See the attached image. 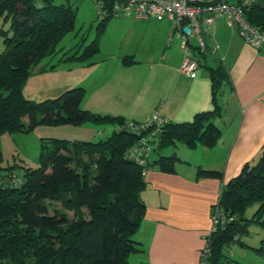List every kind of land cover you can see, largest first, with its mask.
Listing matches in <instances>:
<instances>
[{
    "label": "trees",
    "instance_id": "16d2710c",
    "mask_svg": "<svg viewBox=\"0 0 264 264\" xmlns=\"http://www.w3.org/2000/svg\"><path fill=\"white\" fill-rule=\"evenodd\" d=\"M102 1L104 18L94 37L87 41L83 35L72 49L61 52V62L92 64L105 27L114 18L110 12L116 0ZM258 1L263 6H257ZM35 2L0 0V16L9 23V29H0L4 44L0 52V135L29 133L41 125H113L114 129L96 142L49 139L41 144L37 167L24 166L22 174L1 166L0 151V264H127L128 257L139 251L133 236L145 213L140 198L146 185L143 171L154 164L162 172L173 173L178 157L160 155L167 147L215 145L221 135L215 119L223 113L221 94L230 84L228 72L220 59L205 64L208 49L195 52L198 64L208 71L212 108L195 114L189 122L167 121L155 135L156 161L140 165L126 157L139 135L125 128L127 122L120 117L82 109V87L39 102L24 98L22 89L34 68L62 51L58 44L76 24V10L71 6L53 0H42L41 6ZM257 2L244 11L245 17L264 30V0ZM122 61L127 65L132 59ZM13 173L23 179L18 187L9 183ZM198 174L221 177L212 170L199 169ZM52 201L57 207L50 214ZM253 205L252 216L245 217ZM215 209L222 218L208 236L207 261L228 264L226 249L239 242L249 224L264 230V148L255 162L244 164L222 186L212 213Z\"/></svg>",
    "mask_w": 264,
    "mask_h": 264
},
{
    "label": "crops",
    "instance_id": "0c3cea01",
    "mask_svg": "<svg viewBox=\"0 0 264 264\" xmlns=\"http://www.w3.org/2000/svg\"><path fill=\"white\" fill-rule=\"evenodd\" d=\"M171 32L172 21L167 18H112L92 64L61 62L60 48L56 60L43 59L34 68L23 96L39 102L82 87L80 107L93 113L143 123L158 110L168 122H189L212 108L210 80L206 67L199 64L192 76L178 72L181 37L169 39ZM205 40V64L220 59L230 79L221 94L223 113L215 119L221 135L211 148L198 144L193 149L185 145V150L176 145L169 155L178 157L173 173L154 164L145 172L146 185L140 192L145 213L133 236L139 251L128 257L127 264H197L222 186L244 164L255 162L264 148V41L254 48L220 17L207 29ZM124 57L132 62L123 64ZM113 129V125H41L32 132L46 141L96 142ZM154 155L149 157L151 164L158 156ZM199 169L220 172L221 177L199 175Z\"/></svg>",
    "mask_w": 264,
    "mask_h": 264
},
{
    "label": "built area",
    "instance_id": "2783aa9c",
    "mask_svg": "<svg viewBox=\"0 0 264 264\" xmlns=\"http://www.w3.org/2000/svg\"><path fill=\"white\" fill-rule=\"evenodd\" d=\"M99 5V20L103 19L104 2L95 0ZM257 0H239L237 3H229L224 0H116L112 4L111 16L114 18L146 19V18H167L172 21L173 35L181 37V47L183 49V59L178 68V72L187 76H192L198 67L195 59V52L207 51L205 40L206 31L214 25L215 19L220 17L226 24L235 30L238 35L254 48H259L264 41V30L253 26L245 17V10L256 3ZM185 29L188 31L186 32ZM194 40V43L192 42ZM216 50V47H214ZM167 122L158 110H154L143 123H127L129 131L137 133V142L126 151V157L134 162L145 165L149 161L151 153H154L157 133ZM147 169L143 171V174ZM23 179L17 173L11 174L10 185L18 187ZM222 215L215 209L211 215L214 231L216 225L221 221ZM210 243L206 239L204 248L200 251L197 264H208L207 246Z\"/></svg>",
    "mask_w": 264,
    "mask_h": 264
},
{
    "label": "rangeland",
    "instance_id": "374dc122",
    "mask_svg": "<svg viewBox=\"0 0 264 264\" xmlns=\"http://www.w3.org/2000/svg\"><path fill=\"white\" fill-rule=\"evenodd\" d=\"M57 5H69L76 10V24L72 32L67 34L57 48L63 51L72 49L85 35L87 41L94 37V32L99 23V5L95 0H53ZM36 6L42 5V0H36ZM9 23L3 21L0 16V29H9ZM194 43V40H192ZM4 50L3 37L0 35V52ZM60 53L44 60H56ZM46 140L37 139L33 132L4 133L0 135V151L2 153L1 166L11 168L12 171L22 174L24 166L37 167V160L41 152V144ZM176 148L185 149L182 143ZM175 147H167L160 152V155L169 156ZM180 154V152H179ZM151 153V157H154ZM57 203L51 202L49 213L52 214ZM256 209V205L250 206L245 212V217L250 218ZM239 242H234L229 249H226L228 264H264V230L256 223L249 224L247 231L240 236ZM262 248L261 253L254 249Z\"/></svg>",
    "mask_w": 264,
    "mask_h": 264
},
{
    "label": "water",
    "instance_id": "95a60500",
    "mask_svg": "<svg viewBox=\"0 0 264 264\" xmlns=\"http://www.w3.org/2000/svg\"><path fill=\"white\" fill-rule=\"evenodd\" d=\"M256 4H257V6H259V7L263 6V3L260 2V1H258ZM185 31L187 32L188 30L185 29ZM115 163H116V165L118 166V164H119V159H117V160L115 161Z\"/></svg>",
    "mask_w": 264,
    "mask_h": 264
}]
</instances>
